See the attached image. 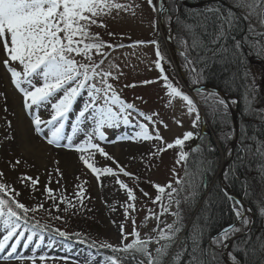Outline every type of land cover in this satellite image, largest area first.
<instances>
[{
    "label": "rangeland",
    "instance_id": "1",
    "mask_svg": "<svg viewBox=\"0 0 264 264\" xmlns=\"http://www.w3.org/2000/svg\"><path fill=\"white\" fill-rule=\"evenodd\" d=\"M180 1L176 0L172 7L169 0H155L153 6H149L147 0H113V3H120L130 7L127 10L119 11L113 8L110 12L105 11L96 17H91L90 13H86L91 19L96 20V24L89 25L90 33L97 36L105 44L118 46L115 48L105 47L103 52L106 54V57H101L95 50H92L91 55L95 63H99L103 59V64L98 70L111 71L112 77H118L109 78V83L113 85L114 91L123 101L134 104L135 111L132 112L135 114L132 113L130 119L133 120V123L136 121L144 123L145 120L138 115L139 112H143L145 115L156 113L152 117L156 121L155 128H153L152 123H149L148 120L146 121V126L148 127L150 135L153 137L158 132L161 137L160 140L155 138L149 141L121 139L113 143L101 141L99 138L92 140L93 143L100 144L104 147L105 151L114 157L116 163L106 160L99 152H95L91 162L101 168L105 166L112 167L117 172V163L124 167L125 171L131 175L124 176L123 173H120L118 178L128 188L133 190L136 197L134 201H127L126 191L120 189L119 185L115 183L117 177L101 175L97 179L91 170L84 166L83 161L80 160L81 153L74 149L66 150L63 147L46 143L44 135L50 136L53 130L52 126L44 128L43 134H37L34 131L30 122L31 114L23 109L22 94L11 84L10 74L2 63V60L6 56L3 52L4 41L0 40V83L4 86L2 93L4 92L7 96V101L3 100L4 104L0 100V117L2 114L5 115V118H0V123L5 127L2 128L0 125V134L2 132H5V134L7 132L9 136H12L13 133L15 134L16 127L14 126V121L17 118V110L21 109L25 119L28 121L29 126H27L35 136V143L33 142V144L42 146L40 147L39 154L33 153L24 148V143L21 142L22 139L20 137H16L17 140L15 138V140L11 139L13 153L8 155L3 152L4 143L0 140V148L2 149L0 153L5 154L6 158L8 157V159L4 158L0 160V173H3L4 178L12 188L20 192L18 197H14L18 202L24 203L30 209L38 204H43V208L37 209L35 212L29 211L27 213L28 224L25 225L23 221L20 222L22 226L17 229V232H23L24 235L20 237L19 241L13 238L5 243V250H0V256L5 255L6 257L9 252L15 256L21 250L18 247L20 244V246H26L32 251L33 254L26 253L28 255L27 257H34L35 259L25 262V260L20 261L13 257L8 261L0 262V264H102L105 256L98 253L99 249L105 250L110 255L120 256L124 254L112 253L109 249L100 248L99 245L105 243L111 244L114 247H123L133 241L134 237L131 234L134 227L141 240L158 237L159 230H166L169 224L177 226L179 219L182 222L184 221L185 227H188L204 200L203 198L201 202H198L197 206H191L190 203L193 200L192 193L188 189V177L184 175L185 160L188 153L192 151L191 149H194V152L199 150L197 141H200L202 138L200 128L201 111L206 119L204 120L206 127L208 126L206 131H209L206 138L214 142L219 154L216 172L207 181L208 186L204 190L202 197L207 195L214 181L219 185L220 180H222L228 187V174L226 176V173H228L229 164L233 163L234 153L236 152V149H228L226 156H224L225 148L230 146L234 137L231 122L230 128H228L225 134V131L221 132L218 128L213 129L209 125L208 119L210 115L217 114L219 116L221 113V109L219 111L216 109L218 101L221 98L218 95L213 97L211 92L203 89L205 84L202 83L198 68L194 65L191 67L186 66L184 57L180 55L185 50L184 43L182 42V44L177 46L174 44L176 58L173 59L166 40L168 37L171 38L169 30L173 32L177 23L176 18L179 15L181 4H183ZM231 1L232 4L239 6L245 18L251 22L249 26H255L253 21L257 20V23L261 24L264 33V8L259 7L260 0ZM164 6L163 13L159 16V9ZM169 15H171V19H166ZM160 18L163 26L170 27L167 34L160 27ZM109 33L113 35H109ZM60 35L63 36V33ZM141 41L144 42L142 44L148 45L138 43ZM152 41H156L158 44H153ZM157 50L161 53L162 59L159 62L164 74L168 77V82L174 87L189 92L192 95L193 100L198 105L196 112L189 113L187 110L188 105L185 101L179 97H170L168 95L169 90L165 86V81L161 76L160 70L156 68ZM74 58L80 63L89 62L82 55L74 54ZM110 65L112 66L111 68L109 67ZM10 66L22 71L18 62H12ZM252 74L258 76L259 72L253 69ZM145 81L148 83H144ZM193 81H196V83H192ZM36 83L40 84L39 80ZM59 95H62V93L58 94L56 99L59 98ZM85 98L86 93L77 99L73 110L63 121L64 127L62 134L65 139L62 143H67L68 140L66 138L71 136L73 140L71 142L74 145L80 144L86 140L84 133L92 129L93 125L90 122L87 124L81 123L78 129H73L75 115L82 107ZM237 104V101L236 103L234 101L230 102L232 108L236 107L237 109ZM220 107L224 108L223 105H220ZM226 112L230 114L227 106ZM39 114L43 119L47 120L50 118L51 112L50 110L45 111L42 108L39 110ZM197 116L199 119H197ZM9 121L11 122L10 126ZM237 128L238 140L239 132L242 130L241 124H237ZM80 129H83V131ZM101 130L107 135H110L109 140H111L116 136L127 137L128 132L134 135L135 132L139 131V128L126 126L121 122L118 127L112 129L105 127ZM117 131H119L118 134L116 133ZM186 132H192L194 134L193 138L185 141L182 146H174L172 149L167 148L169 143L174 144L175 139L178 137L182 138ZM225 143L227 144L224 145ZM126 144L136 146L137 151L135 153L125 151ZM119 145V150L115 153L111 152L112 147ZM223 145L224 148L222 149ZM181 152L187 154L183 160L179 159ZM17 161H19L18 165L16 164ZM225 161H227V167L222 178V166ZM57 169L63 173L62 177L58 175ZM49 173H51V183H49ZM261 173L264 177V168L261 170ZM21 174L33 178L39 177V184L35 189L30 184L25 187L17 179ZM46 184L50 189L54 190L55 202L59 211L53 208V201L48 199L44 191ZM77 185L80 188H77ZM153 185H162L165 187V191L158 193ZM77 192H82V194L77 196ZM144 193H148V195L145 196ZM157 195L161 197L160 202H154ZM9 196H11V192L3 194L0 197L7 199ZM262 199L264 200L263 196ZM177 200H179V204L176 203ZM238 200L246 207L247 217H244L249 222L245 226L234 215L235 221L231 226H235L232 229L235 235L229 233L230 239L224 241L222 244L218 243L220 234L226 232L229 226L214 238L216 240L212 239L210 242L211 249L215 252L214 256H218L217 260L221 264H225L224 257L229 264H239L235 259V249L238 247L234 243L247 237L254 225L252 211L240 199ZM129 203L133 204L134 207L127 210L126 216L125 208ZM235 204V207L237 205L239 206L240 213L243 216V207L236 202ZM261 206L262 209L259 211V215L262 216V227H264V203ZM165 207L168 209L167 212L164 211ZM175 212L180 213L179 219L173 214ZM187 215L189 218L186 220ZM57 216L61 217V219H57ZM156 217H159V219H156ZM37 222L40 225L48 226L46 228L59 229L72 236H77L76 234L78 233L79 236L77 237L85 236L88 240L71 241L69 238L59 237L53 234L46 228H33L32 225ZM121 224L126 234L123 238L118 227ZM236 228H239V231H236ZM183 231L181 230L180 234L176 233L175 238L173 237V246L167 240L160 241V245H157L155 242L149 245V250L152 251L153 256H155L154 249L157 246L164 247V258L161 259L160 264H165V261L168 263L175 254L176 247L183 237ZM6 234L7 230L3 228L0 232V240H3ZM28 236L32 237V240L28 242L30 244L32 243L33 249L30 248V244L26 245L23 243L25 242L24 239H27ZM34 240L38 245L37 247L33 244ZM14 243L16 247L12 249L11 245ZM44 243L53 249L64 250L67 254L73 253L74 255L82 256L86 261L82 262L81 259L77 260V258L75 260L66 254L54 251L52 252L55 254L51 256L49 251L39 250V245ZM40 256H45L46 259L41 261L39 259ZM143 258L146 264V257ZM137 259L139 260V258Z\"/></svg>",
    "mask_w": 264,
    "mask_h": 264
},
{
    "label": "snow or ice",
    "instance_id": "2",
    "mask_svg": "<svg viewBox=\"0 0 264 264\" xmlns=\"http://www.w3.org/2000/svg\"><path fill=\"white\" fill-rule=\"evenodd\" d=\"M154 2L155 0H147L149 6H153ZM128 7L130 6L113 3V0H0V40L4 41L3 52L6 56L2 60V63L10 74L11 84L22 94L23 109L31 114L30 122L34 131L37 134H43L44 128L52 126L53 130L50 136L44 135L46 143L63 147L66 150L74 149L81 153L80 160L83 161L84 166L91 170L97 179L101 175L117 177L115 183L119 185L120 189L126 191L127 201H134L136 197L133 190L128 188L118 178L120 173H123L124 176L131 175L125 171L124 167L117 163V172L112 167L105 166L101 168L91 162L95 152H99L106 160L116 163L114 157L107 153L104 147L92 142L95 138L108 143L118 142L121 139L132 141L137 139L143 141H149L153 138L157 140L161 139L158 132L155 137L150 135L148 127L144 123L140 121L133 123L130 116L131 112L135 110L134 104L123 101L114 91L113 85L109 83V78L118 77H112L111 71L98 70L103 64V59L99 63L93 62L92 59V50H95L101 57H106V54L103 52L105 47L115 48L118 46L105 44L97 36L90 33L89 25L96 24V20L91 19V17L99 16L105 11L110 12L113 8L119 11L127 10ZM259 7L264 8V0H260ZM159 11L163 13V8L159 9ZM86 13H90L91 17L86 15ZM166 19H171V15L166 17ZM226 20L227 17L222 16L218 9L208 8L205 13L194 14L192 18L185 21L182 25V32L191 38V43L180 55L184 57L186 66L191 67L197 63L202 64L203 68L201 71L203 72L213 62L220 64L228 62L230 52L227 45L229 37L225 25ZM217 21L220 22L218 23ZM230 24L231 22L228 21L229 26ZM61 33H63V36L60 35ZM109 35L113 34L109 33ZM138 43L142 44L144 42ZM152 43L158 44L156 41H152ZM234 47L237 50L239 49V46L235 45V43ZM191 53H195L196 60L191 58ZM74 54L86 57L89 62H78L74 58ZM156 55V68L161 72L165 86L169 90L168 95L170 97H179L185 101L188 105L187 110L189 113L196 112L197 109L193 106V100L189 95L168 82V77L164 74L159 62L162 59L159 50H157ZM12 62H18L22 71L11 67ZM109 67L111 68L112 66L110 65ZM37 80L41 81V83L37 84ZM144 83L148 82L145 81ZM192 83H196V81ZM202 91L204 90L202 89ZM60 93L62 95H59V98L56 99ZM84 93H86V98L82 107L75 115L73 129H78L81 123L87 124L89 122L93 127L84 133L86 140L80 144L74 145L71 142V136L67 137V143H62L65 139L62 134L63 121L73 110L77 99ZM212 95L215 97L216 94L212 93ZM0 96H4L5 101H7V96L4 93H0ZM220 105L224 106L226 112L225 102L222 99L218 101V105L216 106L217 111H219ZM42 108L45 111L50 110L51 115L49 119L45 120L40 116L39 110ZM138 115L144 120L150 121L153 128H155L156 121L152 117L156 113L145 115L143 112H139ZM197 119H199L198 116ZM121 122L123 125L139 128V131L128 137L116 136L109 140L106 133L101 129L105 127L109 129L118 127ZM8 123L10 126L11 122L9 121ZM80 130L83 131V129ZM193 135L192 132H186L182 138H176L174 144L169 143L167 148L172 149L174 146H182L185 141L193 138ZM186 155V153L181 152L179 159H185ZM240 159L241 163H243V158L241 157ZM16 164L18 165L19 161ZM202 166L205 172L211 169L206 160ZM57 173L61 177L63 176V173L59 169H57ZM17 179L25 187L30 184L33 189L39 184V177L33 178L21 174ZM0 181H2L0 182V196L11 192V196L7 199L0 198V218H2L4 228L7 230V234L3 237V240H0V250H3L7 241L13 238L19 241L20 237L24 235L23 232H17V229L22 226L20 222L23 221L25 225L28 224L27 213L43 208V204H38L30 209L24 203L18 202L14 198L18 197L20 192L11 187L4 178L3 173H0ZM49 183H51V173H49ZM153 186L158 193L165 191V187L162 185ZM76 187L80 188L79 185ZM199 188L200 184L190 176L188 179V189L191 190L193 199ZM44 191L48 199L53 201V208L59 211L55 202L54 190L50 189L46 184ZM81 194L82 192H77L76 195L80 196ZM144 195L147 196L148 193H144ZM160 201L161 197L157 195L154 202ZM176 203L179 204V200ZM133 207V204H127L125 208L126 216L127 210ZM164 211H168L167 207L164 208ZM173 214L179 219V212ZM234 215H236L238 220L242 221L243 225L247 226L249 221L246 217H242L238 205L234 208ZM56 218L61 219L59 216ZM156 219H159V217H156ZM32 227L46 228L48 226L40 225L37 222ZM118 227L122 238L125 237L123 225L121 224ZM233 228L235 226H230L226 232L220 234L219 244L231 238L229 233L235 235V232L232 231ZM180 231L179 226L169 224L166 230H159L158 237L141 240L134 227L131 234L134 237L133 241L123 247H114L111 244L105 243L99 245L100 248L109 249L112 253L124 254L120 256L108 255L104 258L102 264H109V262L110 264H123L126 260L135 261L136 264H145L144 259H137L138 256L146 257V264H160L161 259L164 258V247L157 246L154 249L155 256H153L152 251L149 250V245L153 242L160 245V241L163 240L172 242L173 237ZM236 231H239V228H236ZM55 234L59 237L70 238L68 233L59 229L55 230ZM76 235L79 236L78 233ZM27 239L32 240V237L28 236ZM15 247V243L11 245L12 249H15ZM13 257L20 261L25 259V257L18 254L13 256L11 252L6 257H2V259L8 261ZM27 259L34 260L35 258L27 257ZM39 259L43 261L46 257L40 256ZM165 264H167V261H165Z\"/></svg>",
    "mask_w": 264,
    "mask_h": 264
},
{
    "label": "trees",
    "instance_id": "3",
    "mask_svg": "<svg viewBox=\"0 0 264 264\" xmlns=\"http://www.w3.org/2000/svg\"><path fill=\"white\" fill-rule=\"evenodd\" d=\"M169 1L173 7L176 0ZM180 3L183 4L173 30L174 44L177 46L183 42L185 49L191 43V38L182 32V25L186 20L192 18L194 14L205 13L208 8L218 9L222 16L227 17L225 25L228 30L227 45L230 52L228 62L223 64L213 62L203 72L202 64L197 63L194 66L200 70L197 69L203 84L237 100L238 124H241L242 130L239 132L233 163L228 166L227 183L234 196L252 211L254 225L247 237L234 243L238 247L235 249V259L239 264H264V227H262V216L259 215L261 205L264 203V200H261L262 196L264 198V177L261 173L264 168V33L262 26L257 23V20L253 21L255 26H249L251 22L245 18L239 6L232 4L231 0H181ZM228 21L231 22L230 26ZM234 43L239 46L238 50L234 47ZM190 55L194 60L197 59L195 53ZM253 69L259 72L258 76L252 74ZM219 109H221L219 116L213 114L215 116L213 117L208 114L210 115L208 116L209 125L213 129L225 131L226 134L230 128V118L224 108ZM198 143H200L199 150L190 151L186 157L184 175L188 179L190 176L193 177L200 184L199 191L190 203L191 206H197L198 202H201L203 198L204 200L188 227H185L184 221L178 220L177 226L184 230L183 237L167 264H221L217 260L218 256H214L215 252L211 249L209 241L216 238L235 221L233 209L236 204L230 201L216 181L211 185L207 195L202 197L208 186L207 181L216 172L219 154L212 140L202 137ZM241 157L243 163H241ZM205 160L211 168L207 172L202 166ZM188 218L187 215L185 219ZM79 238L88 240L85 236ZM171 244L173 246L174 242L172 241ZM105 252L102 253L106 254ZM137 258L144 259L139 256ZM123 264H136V262L126 260Z\"/></svg>",
    "mask_w": 264,
    "mask_h": 264
},
{
    "label": "bare ground",
    "instance_id": "4",
    "mask_svg": "<svg viewBox=\"0 0 264 264\" xmlns=\"http://www.w3.org/2000/svg\"><path fill=\"white\" fill-rule=\"evenodd\" d=\"M39 83H41V81H39ZM210 87V86H209ZM2 91H4V86H2L1 85V83H0V93H2ZM4 93V92H3ZM5 94V93H4ZM1 98H0V100H1V102L3 103V100H5L4 99V96H0ZM4 104V103H3ZM5 104H6V102H5ZM1 119H3V118H5V115L4 114H2L1 115V117H0ZM7 120V119H6ZM0 125H1V127L2 128H5V127H3L2 125L3 124H1L0 123ZM29 126V124H28V121L25 119V117H24V115H23V113H22V111H21V109H18L17 110V118H16V120L14 121V126L16 127L15 128V134L13 133V135L12 136H9L8 134H7V132H6V134H5V132H2L1 134H0V140H2L3 141V145H4V149H3V152H5L6 154H11V153H13V150H12V143H11V139H13V140H17V138L16 137H20L22 140H21V142L22 143H24V148H26L28 151H32L33 153H36V154H39L40 153V147H42V146H40V145H35V144H33V142H34V140H35V136L32 134V131H31V129L28 127ZM133 135V134H132ZM15 138V139H14ZM8 140V141H7ZM66 140H67V138H66ZM73 141V140H72ZM35 143V142H34ZM23 145V144H22ZM25 145H26V147H25ZM122 146H124V145H122ZM125 151H130V152H136L137 151V148H136V146H133V145H129V144H126L125 145ZM119 148H120V145L119 146H114V147H112V149H111V152H116L117 150H119ZM0 150H2L1 148H0ZM5 155V154H4ZM3 154H1L0 153V160H2V159H4V158H6V155L4 156ZM6 159H8V157L6 158ZM244 216H246V215H243L242 217H244ZM247 217V216H246ZM4 228V225H3V222H2V219L0 220V232L2 231V229ZM25 240V242H23ZM22 242L23 243H25L26 245L28 244H30L29 242H30V240H27L26 238L24 239ZM27 240V241H26ZM29 241V242H28ZM21 242V243H22ZM33 244L34 245H36V247L38 246L37 244H36V241L34 240V242H33ZM30 248L31 249H33V247H32V243L30 244ZM27 249V250H26ZM35 249V248H34ZM43 249V251H49L50 253V255L52 256L53 254H55L54 252H58V253H61V254H66L67 256H69V257H71L72 259H75L76 260V258H77V260L78 259H81V261L83 262V261H86V259L84 258V257H82V256H77V255H74L73 253H66L64 250H56V249H53L52 247H50V246H48V245H46L45 243L44 244H41V245H39V250H42ZM5 250V249H4ZM35 251H36V249H35ZM52 251H54V252H52ZM19 254L18 255H21V256H23V257H25V262H29V261H31L30 259H27V256L28 255H26V253H31V254H33L32 253V251L28 248V247H26V246H24V248L23 249H21V250H19V252H18ZM32 256H35V255H32ZM2 257H5V255H1L0 256V262H2V261H4L3 259H2ZM83 258V259H82ZM65 259V258H64Z\"/></svg>",
    "mask_w": 264,
    "mask_h": 264
},
{
    "label": "water",
    "instance_id": "5",
    "mask_svg": "<svg viewBox=\"0 0 264 264\" xmlns=\"http://www.w3.org/2000/svg\"><path fill=\"white\" fill-rule=\"evenodd\" d=\"M165 8V6L163 7V9ZM159 16H161V11L158 12ZM162 18V17H161ZM161 18H160V27L165 31L164 29V26L163 24L161 23ZM167 43H168V47H169V50L171 52V56L174 58H176V55H175V52H174V47L172 45V40L170 37H168L167 39ZM202 88V87H200ZM203 89H207L209 92L211 93H215L216 95H218L224 102H225V106L228 107V110L230 111V117H231V122H232V130H233V139H232V142L230 144V146L226 149L225 151V154L224 156H226L227 154V151L228 149H231L233 150L234 147H235V144H236V140H237V134H238V128H237V109L236 107L235 108H232V106H230V102L231 101H234L236 103V100L230 98V97H227L225 96L224 94H222L219 90L217 89H214V88H211L209 86H203ZM205 127V124L204 122L202 121V128ZM227 167V161H225L223 163V166H222V178H223V175H224V171ZM219 186L221 187L222 191L232 200H234L236 203L240 204L242 207H243V210H244V214L243 215H246V210H245V206L242 205V203L232 194V192L229 190V188L224 184V182L222 180H220V183H219ZM223 257H224V254H223ZM224 261H225V264H229L228 262H226L225 260V257L223 258Z\"/></svg>",
    "mask_w": 264,
    "mask_h": 264
}]
</instances>
